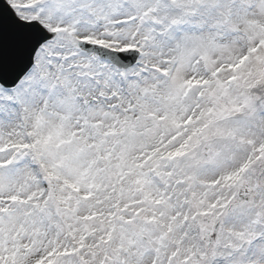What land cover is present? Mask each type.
<instances>
[{
	"label": "snow or ice",
	"instance_id": "snow-or-ice-1",
	"mask_svg": "<svg viewBox=\"0 0 264 264\" xmlns=\"http://www.w3.org/2000/svg\"><path fill=\"white\" fill-rule=\"evenodd\" d=\"M0 264H264V0H0Z\"/></svg>",
	"mask_w": 264,
	"mask_h": 264
}]
</instances>
